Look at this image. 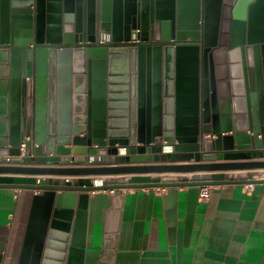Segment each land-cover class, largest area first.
Segmentation results:
<instances>
[{
    "label": "water",
    "instance_id": "1",
    "mask_svg": "<svg viewBox=\"0 0 264 264\" xmlns=\"http://www.w3.org/2000/svg\"><path fill=\"white\" fill-rule=\"evenodd\" d=\"M102 33L115 44H99ZM62 57L68 69L60 121ZM221 58L235 60L230 81ZM253 159H264V0H0V174L264 170V161H240ZM221 160L232 162L200 164ZM260 182L252 173L109 181L0 177V187L44 192L33 197L34 237L43 241L50 220L51 229L58 218L64 221L60 264H84L86 193L111 190L117 199L124 189L162 188L171 199L174 188ZM41 245L34 264L42 260Z\"/></svg>",
    "mask_w": 264,
    "mask_h": 264
},
{
    "label": "crops",
    "instance_id": "2",
    "mask_svg": "<svg viewBox=\"0 0 264 264\" xmlns=\"http://www.w3.org/2000/svg\"><path fill=\"white\" fill-rule=\"evenodd\" d=\"M221 60H225L221 68L230 81L232 73L230 66L235 65V60L233 62L226 58ZM67 63L66 57L57 58L60 121L65 112L63 100L66 97ZM229 93L231 98L234 97L231 86ZM118 156L123 154L119 153ZM229 162L232 161H202L200 164ZM188 164L196 162L192 160L176 163H109L97 167ZM10 165L34 168L71 167L42 164ZM249 173L262 182L212 186L210 198L205 201L199 198L201 187L174 188L176 193L171 199L169 189L162 188L124 189L117 199H112L114 192L111 190L86 193L90 200L84 264H264V170L78 177L0 174V177L109 181L113 178L129 180L133 177L185 176L191 179L196 175ZM35 193L44 192L0 187V264H34V256L40 242L42 260L39 263L60 264L59 247L62 245L60 239L64 233V221L58 218L55 227L51 229L53 221L50 220L45 226L43 241L34 237ZM63 193L65 192L56 191L57 195ZM41 210L40 208V213ZM72 222L73 226L75 218H72ZM35 226L37 234L41 225L36 223ZM107 241L110 243L108 250L105 248Z\"/></svg>",
    "mask_w": 264,
    "mask_h": 264
},
{
    "label": "built area",
    "instance_id": "3",
    "mask_svg": "<svg viewBox=\"0 0 264 264\" xmlns=\"http://www.w3.org/2000/svg\"><path fill=\"white\" fill-rule=\"evenodd\" d=\"M109 41V35L103 34L101 38H99L98 43L105 44ZM212 191V186H203L201 187L199 198L201 201L208 200L210 198Z\"/></svg>",
    "mask_w": 264,
    "mask_h": 264
},
{
    "label": "flooded vegetation",
    "instance_id": "4",
    "mask_svg": "<svg viewBox=\"0 0 264 264\" xmlns=\"http://www.w3.org/2000/svg\"><path fill=\"white\" fill-rule=\"evenodd\" d=\"M141 31H138V40H137V42L138 43H141V40H140V37H141ZM101 35H103V33L101 34ZM107 35V34H106ZM99 40V39H98ZM150 43L151 44H156V41L155 40H151L150 41ZM100 44V43H99ZM102 44V43H101ZM107 44H110V45H114L115 43L113 42V40L111 39V36L109 35V41L107 42ZM128 43H119V45H127Z\"/></svg>",
    "mask_w": 264,
    "mask_h": 264
}]
</instances>
